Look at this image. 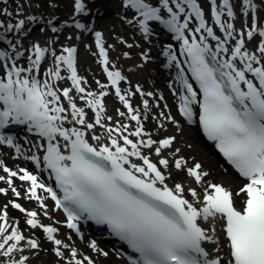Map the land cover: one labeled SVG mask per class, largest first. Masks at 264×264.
Instances as JSON below:
<instances>
[{
    "label": "snow or ice",
    "instance_id": "6c2138e0",
    "mask_svg": "<svg viewBox=\"0 0 264 264\" xmlns=\"http://www.w3.org/2000/svg\"><path fill=\"white\" fill-rule=\"evenodd\" d=\"M209 4L211 18L222 36L206 18L199 0H156L155 5L149 0H124V6L134 10L133 20L145 37L153 35L152 22H158L181 42L182 53L188 57L185 63L198 88L189 80L172 45H168L164 55L169 66H177V86L172 87V93L177 98L178 113L189 124L198 123L206 137L215 142L219 152L248 181L237 193L247 197L242 210L234 206L232 191L219 183L208 185L213 192L209 194L205 190L203 207L185 197L182 184L169 187V176L160 167L169 168V159L154 162L145 150H154L157 157H162L164 150L173 147L176 136L156 140L145 131L144 120L148 117H142L140 110L133 106L131 96L136 92L148 97L154 94L144 93L139 86L136 92L122 90L121 82L127 78L114 64L110 67L109 53L100 32L95 33L96 45L108 83L97 81L99 92L85 88L87 81L78 74L75 47H64L57 54L50 47L34 42L31 49L21 50L20 41L13 43L9 39L10 50L0 48V130L10 125H26L28 132L46 141L37 145L44 149L42 157L33 154L26 158L35 161L37 166L43 160L63 194L58 195L28 169L13 171L2 160L0 167L7 176L0 175V181L6 182L17 197L21 193L13 187V178L29 182L27 198L37 201L45 216L48 215L47 196L42 193H46L55 207L66 214L67 227L77 232L81 220L106 225L113 236L124 241L136 254L135 258L128 256L130 264H264V39L259 41L257 52L246 47V40L251 41L257 35L264 38V27L259 26L254 0H240L243 16L251 19L246 31L236 27L234 0H209ZM74 8L76 14L85 12L84 0H75ZM22 12L23 6L18 5L17 13ZM0 14L13 15L7 8L0 9ZM26 19L36 21L37 17ZM26 19L18 18L15 23L0 19V40L7 39V33H20ZM75 27L84 29L86 25L77 21ZM52 31L58 30L53 27ZM210 39L216 41L215 45ZM231 41H235L234 46ZM26 51L28 63L21 66L19 61L25 58ZM48 55L53 57L52 66L42 70ZM144 58L148 59L146 53ZM64 70L69 73L67 79L72 87L61 90L58 82L66 78L62 75ZM109 87L126 109V112L118 110V115H127L135 121L134 130L120 121L114 125L105 123L112 120L111 116L104 115ZM73 90L79 94V100L85 101V106H78ZM142 103L144 109L151 111L148 99ZM86 108L94 113V122H89ZM159 115L179 127L175 117L163 111ZM68 123L73 126H65ZM97 126L104 130L110 143L102 142V135L94 132L90 135L88 130H95ZM0 143L20 152L14 138L3 131H0ZM179 152L175 148L173 154ZM187 164L183 156L174 160L176 169H183ZM187 174L197 184L209 176L198 162L187 167ZM8 190L0 188V193L7 194ZM188 191L199 200L195 188ZM12 206L26 213L27 225L47 233L56 245L58 256L63 258V249L69 250L67 264H95L90 257L80 258L76 248L58 239L59 229L41 223L37 211H28L14 201ZM6 209L7 206L0 213V256L8 258L5 264H27V256L21 255L19 259L14 256L23 253L26 247L38 249L40 245L36 239L24 235L18 221L9 223ZM216 217L225 222V235L230 244L228 259L219 255V249L217 255H210L205 247L213 237L200 222ZM90 247L101 251L95 241ZM102 255L108 256V253L102 252Z\"/></svg>",
    "mask_w": 264,
    "mask_h": 264
},
{
    "label": "bare ground",
    "instance_id": "6f19581e",
    "mask_svg": "<svg viewBox=\"0 0 264 264\" xmlns=\"http://www.w3.org/2000/svg\"><path fill=\"white\" fill-rule=\"evenodd\" d=\"M123 4H124V2H123ZM237 5L238 4L235 5V10H237V8H238ZM51 15L60 18L59 14L57 12L55 15H53V14H51ZM40 17L47 20V17H49V16L41 13L37 19H40ZM134 22L135 21H133V23ZM133 23H131V26ZM235 24H236L237 29L243 28L245 31L250 26V24L248 22H247V24H245L244 21H240V22L235 21ZM69 30H70L69 33H66V34H70V33L73 34V32H74L73 28L70 27ZM57 33L60 35H63V31H57ZM123 33L125 34L126 39L131 38V36L129 35V33L127 31H124ZM16 35H17V41H20L22 43L21 50L28 49V46H29L28 42L22 40V38H24L26 36V34H23L21 36L20 33H16ZM64 35H65V33H64ZM139 38H141V34H139ZM140 43L143 45H146L142 41H140ZM254 45L257 47V44H254ZM246 47L250 51H252V49L254 48L251 45L250 41H248V40H246ZM126 49L129 50L130 48L126 47ZM255 49L257 50V48H255ZM44 63L46 65V68L49 66H52V63H53L52 56L48 55L46 57V60L43 62V65H44ZM43 69H44V66H42V70ZM186 73L190 79L193 78L191 71L186 72ZM78 74L80 76H82L79 71H78ZM139 74H140L141 79H145L147 76L150 75V74L146 75L143 72H141ZM88 81L92 82L93 85H95V83L92 81V79H89ZM70 83L72 84V82H70ZM58 87L62 90L63 88L70 87V86L68 84H65L64 80H62V81H59ZM87 90L92 91V87H90ZM150 90H152V89H150ZM146 93H148V92H146ZM72 94L77 97L78 106H82V107L85 106V101L79 100V95L76 94L74 92V90H73ZM63 102L65 104H67L66 100H63ZM150 106L152 107V103H150ZM159 106H160L161 111H163L166 115H169V112H168L169 108L165 107L164 101ZM105 107H106V113L104 115L112 117L111 121L105 120V123H107L109 125H114L116 121H120L121 123L129 124L133 128L136 127V124H134L133 122H130V119L128 118L127 115H125L124 117H120L118 115L117 108L112 107V105L109 102H107V97H105ZM137 109L140 110L142 117L147 115L148 119L144 120V127H145V131L150 133L151 137L153 139L160 140V139L166 138V136H176V141L174 142L173 147L171 149L164 150V152L162 153V157H157L154 150H152V151L145 150L148 155L151 154V158L155 157V158L160 159V158L166 157L169 159L170 167L167 169H163V166H162V170L166 173V175L169 176L167 183L172 184L173 186L177 183L182 184L185 188V193H186L187 197L192 199L193 201H197L196 198H193L191 196V193L188 190L191 188H195L198 192V195H200L201 192L203 191V189L207 188V183L210 182L211 178L217 179V181L220 183L230 185V187L233 188L236 192V201L240 202L241 198H243L244 195H243V193L237 195V193H239V190H240L239 183L237 181H235L237 178H233L232 175H223L219 172V170L217 169V166H216V160L211 155V153L208 152V150L206 148H208L211 152H214L213 149L211 148V146L208 143H205V145L207 146V147H205V145H203L202 142H200L201 137H198L196 135L195 130H193V128L192 129L191 128L185 129V128H182L181 125H179V127H177V125H174L170 121L164 120V118L159 115L160 111H157L156 108H151V111H148L146 109H141L140 107H137ZM85 110L88 113L87 118H88L89 122H94V119H95L94 113L90 109L86 108ZM119 111H125L126 112V110L123 108L122 109L120 108ZM171 116L174 117L173 111H172ZM161 124H163V127H160ZM66 126L70 127L73 125L71 123H68V125H66ZM75 126L77 127L79 125H75ZM79 127H81V126H79ZM91 132L92 133L94 132V134H97V135H102L104 137L102 142L108 141L107 136L104 133V130L102 128H100L99 126H97V128L95 130H91ZM175 148H179L180 152L175 153V155H174L173 153L175 152ZM0 155L4 156L5 162L7 164L11 165L14 168V170L18 169L19 167H21L23 165V162L18 157H16L11 151H9L5 148L0 150ZM180 156H183L185 158V160L188 161V164L183 169H176L173 162L175 159L179 158ZM197 162L202 165V168L204 171H207L209 173V176L205 178V181L202 183H199V184H197L195 182L194 178L192 179V177H190L187 174V167H191L194 163H197ZM220 162L224 166L226 164H228V161L226 159L220 160ZM180 174H182L184 179H182L180 177ZM22 184L24 186L27 185V183L23 182V181H22ZM10 223H12V222H10ZM207 245L209 247L210 244L207 243ZM89 250H90V252L94 251V249H92L91 247H89ZM17 255H18V253L15 256L17 257ZM112 259L113 258L110 257V260H112ZM104 261H107V259H104ZM124 263H126V262H124ZM100 264H105V263L103 261H101Z\"/></svg>",
    "mask_w": 264,
    "mask_h": 264
},
{
    "label": "rangeland",
    "instance_id": "374dc122",
    "mask_svg": "<svg viewBox=\"0 0 264 264\" xmlns=\"http://www.w3.org/2000/svg\"><path fill=\"white\" fill-rule=\"evenodd\" d=\"M33 1L36 3V4H40L42 5L44 8L47 9V13L50 14L49 17H47V20H52V15H55L56 14V8H58V14H62L60 9L62 10V8H65L63 10V16H68L69 14H71V9L73 7V0H6V2H0V9H3V8H7V10L9 12H12L13 13V17L14 19H16V17H20V14L17 13V6L18 5H22L23 8H28L29 9V12L28 14H30V11L31 9H38V8H33L32 6V3ZM1 16L4 17V20L7 21V17L8 16H5L3 14H0ZM17 18V19H18ZM62 18V17H61ZM114 19V22L111 23L109 25L110 29H112L113 27H116L118 29H122V27L124 26V23L121 22V20L116 16H113L112 17ZM14 21V20H13ZM108 31V30H107ZM116 30H113L111 31L110 33H108V37L110 40H113L115 35H116ZM129 35L132 36V34L129 32ZM135 48H130V50L133 52ZM27 55H28V52L26 51ZM124 52L121 51V55H117V56H113V64L114 65H121V66H125L126 64L124 62H121V58L124 56ZM137 59H140L138 57V55L135 56ZM131 60V58H129ZM128 61V60H127ZM80 63H83L85 64L86 68L84 66H82V70L83 72H81V75H89V77L92 78V81L95 83L97 81H100V83H104L106 82L105 79H103L99 73V63L97 61V59L93 56H91V53H86V52H81V55H80ZM140 61L137 60L135 62H132L130 64V66H127L126 68H124V70L126 71V75L128 76L129 74V71L132 69V68H135V69H138L140 70ZM143 71L147 72L146 68H143ZM151 72V71H150ZM131 73V72H130ZM65 75H68L69 73L68 72H65L64 73ZM132 74V73H131ZM132 76L136 79H140V74L137 73L135 74H132ZM150 81L147 80V82L150 84L151 82L153 83V80L149 79ZM123 85H125V83L123 82ZM141 95L139 94V97ZM144 99H148L149 101H151L153 104H154V99H151L149 98L148 96H142L141 97V101H139L138 105L142 106V104L140 102H142ZM113 106L116 105V100L115 98L113 97V95L111 94V96H108V99H107ZM118 105H123L121 101L118 102ZM120 108L122 109V107L120 106ZM124 109V108H123ZM135 122V121H134ZM193 130H196V129H193ZM197 135V134H196ZM198 136V135H197ZM7 166V165H5ZM216 166H217V169L219 170V172L221 174H226L222 169H221V166H220V163L216 160ZM0 175H4V176H7V174L3 171V168L1 167L0 168ZM15 181H18V182H22L17 178H13ZM212 179V178H211ZM214 181H217V179H212ZM241 183V182H240ZM13 187H15L20 193L21 195L19 197L15 196L14 193L11 191V188L9 187V185L7 184H4V181H0V188H8V192L7 194H4V193H0V205L3 207L7 206V210H9L11 213L15 214L17 217L21 218L23 217V213L24 212H21L19 209H16L12 206V202H16V203H19L22 205L23 208L27 209L25 204H24V200L26 199L27 195H26V191L24 189H21L16 183H13ZM29 187V186H28ZM28 211H33V210H28ZM3 210L2 208L0 207V213H2ZM24 220L26 221L28 219V217H23ZM8 221L9 223L12 222V223H15V218H10L8 217ZM33 230V231H31ZM31 231V233H34L36 231L37 233V229H33L31 228L29 230V232ZM24 233V232H23ZM30 234V233H29ZM47 248H50V247H45V248H39L38 250H42V251H36L35 249H30V254L28 253L27 251V247L24 249L25 251L23 253H18L17 257L14 256V258L16 259H19L21 255H25V256H28L30 259H31V255H37L41 260H37L35 261L34 263H29V261H27V264H67V259L69 257V251H67V256H65L64 258H61L60 256H58L56 254V248L52 249V250H48ZM19 257V258H18ZM8 258L6 257H3V256H0V264H5V262L7 261ZM108 260V259H107Z\"/></svg>",
    "mask_w": 264,
    "mask_h": 264
}]
</instances>
